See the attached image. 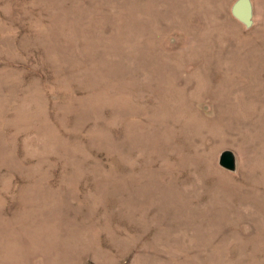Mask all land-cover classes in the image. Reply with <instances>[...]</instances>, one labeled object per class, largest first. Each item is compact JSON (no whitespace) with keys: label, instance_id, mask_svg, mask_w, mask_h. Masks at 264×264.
<instances>
[{"label":"rangeland","instance_id":"1","mask_svg":"<svg viewBox=\"0 0 264 264\" xmlns=\"http://www.w3.org/2000/svg\"><path fill=\"white\" fill-rule=\"evenodd\" d=\"M235 2L0 0V264H264V0Z\"/></svg>","mask_w":264,"mask_h":264},{"label":"water","instance_id":"2","mask_svg":"<svg viewBox=\"0 0 264 264\" xmlns=\"http://www.w3.org/2000/svg\"><path fill=\"white\" fill-rule=\"evenodd\" d=\"M233 16L245 26L250 27L253 23L254 8L251 0H236L232 6ZM220 163L223 167L233 170L236 167V157L232 151H224Z\"/></svg>","mask_w":264,"mask_h":264}]
</instances>
